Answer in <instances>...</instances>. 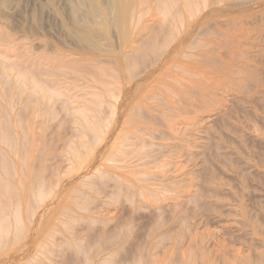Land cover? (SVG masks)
<instances>
[{
	"label": "rangeland",
	"instance_id": "374dc122",
	"mask_svg": "<svg viewBox=\"0 0 264 264\" xmlns=\"http://www.w3.org/2000/svg\"><path fill=\"white\" fill-rule=\"evenodd\" d=\"M0 264H264V0H0Z\"/></svg>",
	"mask_w": 264,
	"mask_h": 264
},
{
	"label": "bare ground",
	"instance_id": "6f19581e",
	"mask_svg": "<svg viewBox=\"0 0 264 264\" xmlns=\"http://www.w3.org/2000/svg\"><path fill=\"white\" fill-rule=\"evenodd\" d=\"M110 15V14H109ZM113 16V15H112ZM87 40V39H86Z\"/></svg>",
	"mask_w": 264,
	"mask_h": 264
}]
</instances>
